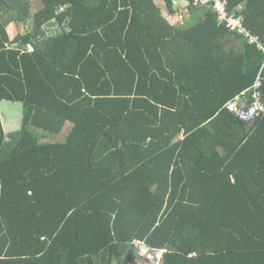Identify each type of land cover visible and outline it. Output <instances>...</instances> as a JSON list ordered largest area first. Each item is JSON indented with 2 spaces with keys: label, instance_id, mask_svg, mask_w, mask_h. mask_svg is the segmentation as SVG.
Returning a JSON list of instances; mask_svg holds the SVG:
<instances>
[{
  "label": "trees",
  "instance_id": "16d2710c",
  "mask_svg": "<svg viewBox=\"0 0 264 264\" xmlns=\"http://www.w3.org/2000/svg\"><path fill=\"white\" fill-rule=\"evenodd\" d=\"M224 1L248 35L198 0H0V264H264V112L226 108L264 105V0Z\"/></svg>",
  "mask_w": 264,
  "mask_h": 264
},
{
  "label": "built area",
  "instance_id": "2783aa9c",
  "mask_svg": "<svg viewBox=\"0 0 264 264\" xmlns=\"http://www.w3.org/2000/svg\"><path fill=\"white\" fill-rule=\"evenodd\" d=\"M204 4L211 2L213 4V9L216 12V19L219 25H225L231 30H236L248 35L246 29L242 26V16L239 17H228L226 13V2L224 0H198ZM69 30L66 23H64L61 28ZM27 50L31 51V45H27ZM256 83L255 86H258ZM255 97V96H254ZM244 99L241 97H236L226 104L228 111L234 113L243 122H249L254 117L259 116L260 113L264 112L263 103L256 99L251 107L247 110L244 109ZM134 247L137 250L138 258L132 264H162L163 256L167 252L166 249L152 250L149 249L142 241L135 240L133 242ZM193 256V255H191Z\"/></svg>",
  "mask_w": 264,
  "mask_h": 264
},
{
  "label": "rangeland",
  "instance_id": "374dc122",
  "mask_svg": "<svg viewBox=\"0 0 264 264\" xmlns=\"http://www.w3.org/2000/svg\"><path fill=\"white\" fill-rule=\"evenodd\" d=\"M197 1V0H196ZM187 3L186 2H179V9H182L184 7H186ZM0 111H1V115H2V123L5 129L6 133H11L14 132L16 130L19 129L20 126V121H21V112H22V107L19 103H6L3 102L1 103L0 106ZM17 107L18 113L20 115H18V113H16V110H13L12 108ZM15 114V117L12 118L11 114ZM68 127H66V130H64L60 135H46L44 139L49 140L50 141H55V142H62L68 132L67 130ZM35 134L41 133V131H34ZM42 137V136H41Z\"/></svg>",
  "mask_w": 264,
  "mask_h": 264
},
{
  "label": "crops",
  "instance_id": "0c3cea01",
  "mask_svg": "<svg viewBox=\"0 0 264 264\" xmlns=\"http://www.w3.org/2000/svg\"><path fill=\"white\" fill-rule=\"evenodd\" d=\"M6 102V101H5ZM3 103V102H2ZM6 103H10V102H6ZM21 105V104H20ZM0 106H1V104H0ZM1 108V107H0ZM13 110H16V113H18V108L17 107H14V108H12ZM15 113V114H16ZM0 114H1V111H0ZM15 114L13 113V114H11V117L12 118H14L15 117ZM18 115H20L19 113H18ZM21 117H22V112H21ZM1 118H2V115H1ZM1 121H2V119H1Z\"/></svg>",
  "mask_w": 264,
  "mask_h": 264
},
{
  "label": "water",
  "instance_id": "95a60500",
  "mask_svg": "<svg viewBox=\"0 0 264 264\" xmlns=\"http://www.w3.org/2000/svg\"><path fill=\"white\" fill-rule=\"evenodd\" d=\"M125 256H126V253H124V255L120 259H118L117 261H113L111 264H122Z\"/></svg>",
  "mask_w": 264,
  "mask_h": 264
}]
</instances>
